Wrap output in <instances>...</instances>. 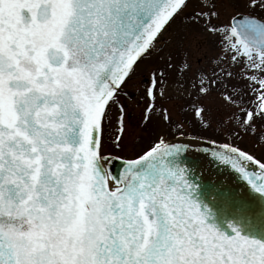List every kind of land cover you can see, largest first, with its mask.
<instances>
[{"label":"snow or ice","instance_id":"obj_1","mask_svg":"<svg viewBox=\"0 0 264 264\" xmlns=\"http://www.w3.org/2000/svg\"><path fill=\"white\" fill-rule=\"evenodd\" d=\"M186 140L264 195V0H0V264H264Z\"/></svg>","mask_w":264,"mask_h":264},{"label":"water","instance_id":"obj_2","mask_svg":"<svg viewBox=\"0 0 264 264\" xmlns=\"http://www.w3.org/2000/svg\"><path fill=\"white\" fill-rule=\"evenodd\" d=\"M185 143L190 150L184 161L194 173L190 179L198 185L197 202L202 211L210 210L208 222L229 235L231 224L243 235L264 239V195L255 192L239 173L213 160L204 151L208 144Z\"/></svg>","mask_w":264,"mask_h":264},{"label":"rangeland","instance_id":"obj_3","mask_svg":"<svg viewBox=\"0 0 264 264\" xmlns=\"http://www.w3.org/2000/svg\"><path fill=\"white\" fill-rule=\"evenodd\" d=\"M177 25L178 26L180 25L179 21L177 22ZM121 100L125 103H128V101L124 97H121ZM144 104L145 105L147 104L146 100L144 101ZM142 114H143V106L133 111L130 116V124L135 125L141 119ZM160 130L161 129H151L150 128L148 130H144L142 128H137L135 131H132L130 127L128 138L125 141V153L124 154H129V152L133 148H135L138 151L139 149L146 147L147 145L150 144L152 140L155 139L157 132ZM192 130L196 131L197 129H192ZM113 135H115V129H113ZM201 135L206 138L209 135H211V133L203 132L201 133ZM168 138L174 139L172 135H169ZM238 143L240 144L241 147H247L249 150H253L251 144L247 140L238 141ZM257 154H259V152H257Z\"/></svg>","mask_w":264,"mask_h":264}]
</instances>
